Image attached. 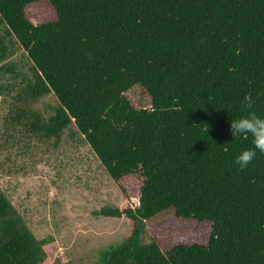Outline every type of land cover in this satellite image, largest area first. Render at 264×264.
Instances as JSON below:
<instances>
[{"label": "trees", "instance_id": "16d2710c", "mask_svg": "<svg viewBox=\"0 0 264 264\" xmlns=\"http://www.w3.org/2000/svg\"><path fill=\"white\" fill-rule=\"evenodd\" d=\"M0 80L3 132L57 150L74 126L115 182L141 179L136 206L95 213L131 226L97 264H264V153L241 169L252 138L230 130L264 117V0H0ZM52 248L0 186V264Z\"/></svg>", "mask_w": 264, "mask_h": 264}, {"label": "rangeland", "instance_id": "374dc122", "mask_svg": "<svg viewBox=\"0 0 264 264\" xmlns=\"http://www.w3.org/2000/svg\"><path fill=\"white\" fill-rule=\"evenodd\" d=\"M16 45L11 44L17 51L13 58L25 60L24 51ZM2 85L8 83L0 80ZM8 94L2 95L0 107L13 102ZM58 105L50 95L34 102L32 109L44 115ZM3 131L1 127L4 148L0 151V186L34 235L40 240L50 239L53 248L47 252L49 264H97L112 245L127 241L131 226L126 220L95 213L103 208L136 206L140 178L134 175L120 184L115 182L74 126L57 150H47V145L36 139L27 147L28 137ZM176 228L172 219L153 224L146 228L144 240L167 237L179 232ZM181 230L190 232L186 227Z\"/></svg>", "mask_w": 264, "mask_h": 264}, {"label": "clouds", "instance_id": "9594fccd", "mask_svg": "<svg viewBox=\"0 0 264 264\" xmlns=\"http://www.w3.org/2000/svg\"><path fill=\"white\" fill-rule=\"evenodd\" d=\"M232 136H251L252 148L242 150L235 159V163L241 168L247 166L256 157L257 151L264 153V117L250 112L247 116L230 121Z\"/></svg>", "mask_w": 264, "mask_h": 264}]
</instances>
